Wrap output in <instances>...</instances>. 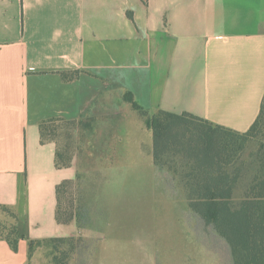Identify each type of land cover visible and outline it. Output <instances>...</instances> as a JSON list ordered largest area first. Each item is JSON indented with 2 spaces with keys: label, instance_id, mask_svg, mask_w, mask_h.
<instances>
[{
  "label": "crops",
  "instance_id": "1",
  "mask_svg": "<svg viewBox=\"0 0 264 264\" xmlns=\"http://www.w3.org/2000/svg\"><path fill=\"white\" fill-rule=\"evenodd\" d=\"M75 70L70 80L60 73ZM125 96L150 114L190 112L247 132L264 99V0H0V204L15 208L22 236L17 251L0 239V264H53L46 244L29 260V241L81 233L56 219L57 185L77 172L57 168L40 121L96 117L113 135L103 155L116 166L112 180L131 181L143 165L156 181L152 131L134 125L139 112ZM137 191L119 195L152 198L135 201L143 210L159 196L189 210L183 192ZM152 234L134 233L135 243ZM219 254L214 264H230Z\"/></svg>",
  "mask_w": 264,
  "mask_h": 264
},
{
  "label": "trees",
  "instance_id": "2",
  "mask_svg": "<svg viewBox=\"0 0 264 264\" xmlns=\"http://www.w3.org/2000/svg\"><path fill=\"white\" fill-rule=\"evenodd\" d=\"M60 73L70 80L80 71ZM125 98L152 131L160 189L173 198L181 192L185 195L189 206L185 218L195 238L211 253L225 254L230 264H264V99L252 127L238 132L190 112L150 114L132 97ZM96 122V117L40 121L42 142L57 145V168L72 165L73 153L63 146L71 137L69 132L80 133L79 145L84 133L95 134ZM79 180L77 176L57 185L56 219L63 225L76 222L81 229V220L90 219L91 208L82 211L78 205L74 190ZM17 220L13 206L0 204V239L15 251L22 239ZM94 243L83 235L30 240L29 260L37 246L46 244L53 264H93Z\"/></svg>",
  "mask_w": 264,
  "mask_h": 264
},
{
  "label": "rangeland",
  "instance_id": "3",
  "mask_svg": "<svg viewBox=\"0 0 264 264\" xmlns=\"http://www.w3.org/2000/svg\"><path fill=\"white\" fill-rule=\"evenodd\" d=\"M133 118L136 120L134 125H147L139 113ZM101 123L96 122L95 134L84 133L79 145L78 136L81 135L75 131H70L71 137L63 142V146H68L69 152L73 153L72 165L68 168H74L76 178L80 179V186L79 183L77 189L75 186V198L82 211L85 207L91 208L90 219L81 220L80 235L88 238L90 243L95 241L92 244L95 250L93 264H214L212 251L207 252L204 245L197 243L192 230L186 231V226L182 224L185 214L180 208L174 212V208L167 207L170 212L167 211L159 196L158 207L155 206L152 211L143 210L139 204L135 205V201L141 203L143 199L152 201V198L119 195L123 188L141 192L160 189L161 185L157 178L156 181L151 178L143 165L136 166V178L131 181L112 180L116 166L110 163L112 158L105 159L103 155L110 156L112 153L108 137L113 135L108 133L109 125L102 127ZM102 128L106 133L102 132ZM150 232L152 235L157 233V238H152V241L143 238L135 243L134 233L140 236Z\"/></svg>",
  "mask_w": 264,
  "mask_h": 264
}]
</instances>
